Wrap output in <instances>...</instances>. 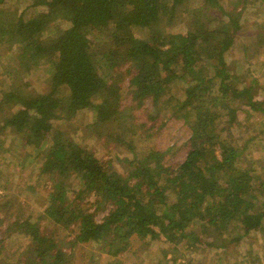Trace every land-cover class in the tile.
<instances>
[{
  "label": "trees",
  "instance_id": "16d2710c",
  "mask_svg": "<svg viewBox=\"0 0 264 264\" xmlns=\"http://www.w3.org/2000/svg\"><path fill=\"white\" fill-rule=\"evenodd\" d=\"M19 1L0 0V59L12 53V66L0 77V179H8L23 160L27 168L39 165L17 193L0 194L4 264L14 259L18 264H102L104 254L107 264H127L120 256L133 240L145 243L146 251L161 237L170 247L159 264H185L177 246L184 240L196 264H264V252L254 254L250 247L245 262L230 255L225 244L242 245L257 233L264 237V173L256 177L245 164L246 148L231 129L241 111L264 115L259 93L264 86L254 73L241 75L228 57L235 50L234 64L242 60L253 71L252 62L264 55L262 25L242 24L239 14H228L219 0H30L16 15ZM256 2L264 0H235L234 8L253 11ZM26 10L37 13L28 19ZM60 24L68 27L47 35ZM135 30L147 37H137ZM237 37L245 41L243 48ZM43 64L53 69L52 86L34 93L28 76ZM177 82L184 84L180 97L171 92ZM124 94L132 100L127 108ZM148 100L156 116L148 117L150 126L144 129L136 112ZM88 109L94 113L88 126L93 141L131 155L119 160L124 172L75 140V119ZM166 115L191 131L185 160L175 166L165 162L172 148L157 151L138 144L154 136V122ZM224 117L226 128L220 123ZM29 190L46 194L36 221L17 214ZM69 192L76 194L73 201ZM89 198H98V208L111 207L99 222ZM60 227L72 235L65 244V236L48 231ZM16 238L27 244L18 258L9 259L3 253ZM77 244L80 250L73 256ZM210 249L217 251V261L207 257ZM127 257L138 260L135 252Z\"/></svg>",
  "mask_w": 264,
  "mask_h": 264
},
{
  "label": "rangeland",
  "instance_id": "374dc122",
  "mask_svg": "<svg viewBox=\"0 0 264 264\" xmlns=\"http://www.w3.org/2000/svg\"><path fill=\"white\" fill-rule=\"evenodd\" d=\"M13 2V0H12ZM220 4L225 8V10L228 12V14H231L232 11H235L236 14H239V17L241 18V23H245L249 27H252V25H262V31L264 34V3L256 2L251 7H253V11H246L240 7L237 9L234 8L235 6V0H219ZM14 4V2H13ZM31 4L30 0H20L17 4V6H20L19 8L15 9V14L19 15L23 9H25L27 6ZM198 4V3H196ZM199 6V4H198ZM217 10V9H216ZM37 12L32 10H26L25 11V17L31 18L33 17ZM250 13V14H248ZM225 18L226 22H228L227 17ZM183 21V18L181 19ZM250 23V24H249ZM68 25H62L49 29L47 31V35L52 32V34H55L56 32H59L60 30L66 29ZM179 28V27H178ZM176 28V32H182L180 29ZM182 29V27H181ZM137 37H147L146 34L143 32L134 31ZM264 40V38H263ZM237 42L240 43V47L243 44L242 37H237ZM244 43V45H246ZM244 47V46H243ZM241 47V48H243ZM235 49V47L233 48ZM256 48H252V52H255ZM12 53L10 50L4 52V59H0V77L1 72L3 70H7V67L12 66V59H10ZM230 60L233 62V65L235 69L240 72L241 75L251 76L252 73L256 75V78L259 79V83L264 86V55L259 58V61L256 63V60L252 62V68L253 71L249 72L245 65L243 64L242 60L237 61V63L234 64V61L239 57L238 52H235V50L231 51V53L228 56ZM234 70V71H236ZM53 75V69L50 64H43L40 68L34 71V74L31 73L28 78L29 81L32 83L31 91L35 92H46L49 87L52 86V80L51 77ZM239 76V74H238ZM240 77V76H239ZM51 84V85H50ZM236 85V84H235ZM124 90L127 92L128 90V80L124 83ZM184 89L183 82H177L172 86L171 92L172 94H175L176 96L180 97L182 94V90ZM259 93L264 95V89H260ZM166 99V98H165ZM122 104L124 108H127L128 106L132 105L131 97L124 94ZM238 107V105H236ZM242 108V107H241ZM156 108L154 105V102L152 100H148L145 105L141 106L137 112V122L143 127L144 129H148L150 126V119L148 118L151 116H156ZM172 115V112H171ZM167 117H160L157 121H155V125L157 124L156 129L154 130V136L149 141H139L138 144L140 145L141 149H155L157 151H166L169 148H172L173 151L167 155L165 162L168 165H178L179 163L183 162L186 157V153L189 149L188 147V141L191 137V131L189 130V127L180 119H177L173 116L166 115ZM226 117L220 120V123L222 125L227 126ZM94 121V113L92 110L88 109L82 112L81 114H78L75 122L73 124V128L76 131L75 134V140L81 141L87 148L92 150L94 154L100 158L102 161H112L113 166L115 169L119 170L120 172L125 171V164H122L119 160H124L127 156L131 155H123V152L121 150H117L114 144L112 143H105V141H98L92 139V136L94 134V131L91 128H88ZM163 127H162V126ZM160 126V127H159ZM233 136L236 138L238 145L245 146L246 153L243 154L244 158L242 157L243 161L245 160V164L251 166L253 169L256 170L255 176L264 173V115L260 113H244L243 111L239 112L237 121L232 125L231 127ZM87 133L90 136H87ZM4 137V136H3ZM127 148V147H126ZM125 148V150H126ZM11 152H13L11 150ZM122 156V159H118L115 157V155ZM11 155H14L13 153ZM124 156H126L124 158ZM124 158V159H123ZM6 162H15L16 164H20L19 160L11 161L10 159H7ZM39 163H35V165H32L30 168H27L26 160L22 161L21 167L17 168L16 170L12 169V173L10 174L9 178L7 179H0V194H9L11 192L17 193V187L22 182V184L27 182V178H31L33 175L32 173L35 171ZM8 166H3V170H5ZM16 168V167H15ZM74 190H76L75 186H79V183L72 184ZM5 188V189H3ZM39 194L35 195L33 194V190H29V193H26L21 196V202L19 206L17 207V214H23L26 216H31V219L33 221H36V217L39 216L44 210L45 200H46V194H43L44 191L41 190ZM69 197L72 199V201L75 199L76 194H72L69 192ZM98 198H89V203L91 207V212L95 215L96 222H99L103 216H106L110 213L111 207L107 205L106 207L99 206L98 208L96 201ZM20 207L24 208L22 211H18ZM42 225L45 226L46 221H42ZM50 227V225H49ZM49 232L53 233L55 232L56 236L60 238L61 236H65L64 240H62L63 244L69 242L72 239L71 232L69 230H64L63 227H60L57 230H48ZM136 240V239H135ZM133 240L129 247L128 251H125L121 256V260H123L127 264H159V259L164 256V250L169 248L170 246L165 242V238L161 237L160 240H154V242H149L147 246L149 247L146 251L145 246L146 244L143 242H138ZM187 240L182 241L179 243L178 250L182 254H178L181 260L188 264L191 261H193L194 264H196V256L194 253H191V250H187L185 243ZM138 242V243H137ZM245 243L242 245L239 244H233L230 241H225V244L230 246V255H234L235 257H239V259L244 260L245 262H249V259L247 260L244 255L246 250H248L250 247L252 248V252L254 254H260L262 256L264 252V237L257 233L256 235L252 236L248 240L244 241ZM27 244L26 239L23 238H16L12 241H9L8 244H6V251L3 253L8 256L9 259L12 257L18 258L19 253L21 252L24 245ZM241 245V246H240ZM175 246V248L177 247ZM174 247V245H173ZM20 248V249H19ZM80 247H78V244L74 247L73 256H76V252ZM173 249V248H170ZM131 252H135L138 254V260L132 259V257L128 258V254ZM191 253V255H188ZM240 254L242 257H240ZM226 255V252L225 254ZM217 251L214 249H210V251L207 253L208 258H216L217 261ZM171 257V256H169ZM183 258V259H182ZM5 259V258H4ZM4 259H0V264H4ZM108 256L104 254V257L102 259V264H107ZM101 260V258H100ZM99 260V261H100ZM88 260H86L87 262ZM165 260H163L164 264ZM180 263V262H179ZM208 263V262H207ZM264 263V262H263ZM12 264H18L17 259L13 260ZM224 264H230L228 261ZM251 264V263H248Z\"/></svg>",
  "mask_w": 264,
  "mask_h": 264
}]
</instances>
